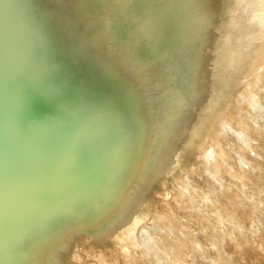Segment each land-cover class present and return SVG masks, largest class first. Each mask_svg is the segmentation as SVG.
<instances>
[{"label": "rangeland", "instance_id": "obj_1", "mask_svg": "<svg viewBox=\"0 0 264 264\" xmlns=\"http://www.w3.org/2000/svg\"><path fill=\"white\" fill-rule=\"evenodd\" d=\"M231 1L222 9L221 5L215 8L212 5L205 6L207 15L201 26L198 24L200 11L196 0H189L185 5L177 4L180 12L174 19L165 14L153 17L148 9L143 12L145 19L142 21L136 19L141 17L143 8L151 5L152 0H86L87 13L76 16H68L61 6L53 9L55 21L59 26L66 27L68 35L71 34L67 38L70 39L69 46L76 44V50L79 51L76 52V56L81 58L78 66L82 69L74 67L71 57L61 61L63 66L61 70L65 75L66 71L69 73L64 84L54 95V102L58 105H54L53 110L36 125L34 131L26 133L27 137L18 134L17 131L9 132L8 135L14 136L12 145L18 146V152L13 149L15 154L8 161V166L3 160L7 159L8 150L0 146V151L6 153L3 159L0 158V178H5L1 179L0 186L5 188L12 186L14 193L20 198L18 200L10 196L0 199V217L27 197L29 206L35 209L34 212H45L58 207L71 211L73 205L80 199H92L87 201L90 212L99 211L105 216L110 212L105 213L104 209L109 211L116 206L118 211L123 205L131 204V199L140 198L141 196L129 192L127 194L133 196L132 198L121 194L117 198L110 197L109 200L99 199L114 190L120 183V177H126L135 159L144 149H149L154 138L162 131L166 109L174 98L182 69L185 68L183 57L192 52L190 54L194 56L192 69L197 71L200 67L199 55L205 51L210 54L211 45L208 44V39L211 35L219 32L225 24L236 18L241 9L242 12H246V18L251 19L252 12L261 3V0ZM249 8L250 11H247ZM135 20L140 22L137 28ZM250 25L253 26V42L257 45V41L264 33V14L261 11L255 13ZM184 31L190 34L189 38L175 40L177 32ZM181 35L182 33L180 37ZM234 46L235 44L227 49V52H235ZM248 50L253 53L255 49L251 45ZM67 52L66 48L64 54ZM28 58L30 61L33 60V57ZM213 58L211 57L209 61ZM127 61L133 63L130 62L128 65ZM82 62L84 64L80 65ZM228 70L231 71V67H228ZM261 71L262 69H257L254 73L257 80V74ZM232 74L233 81L230 76L229 81L225 82L226 87L222 86L220 94L236 92L240 82L234 78L233 70ZM35 77L36 74L33 73V78ZM218 79L215 74L211 82L214 84ZM62 88L64 90H61ZM16 92L17 95L14 92L12 97H25L29 94V87L22 85ZM195 96L198 100L192 103L187 98L184 108L176 115L178 147L181 149L189 147L191 142L199 139L202 132L199 121L208 120L212 111L227 101L221 100L217 104L209 105L206 94L201 95L197 92ZM260 122L264 124V119ZM181 126L183 127L180 128ZM252 145L255 154L264 155L261 152L264 140L253 138ZM164 147V143L160 144L159 151ZM256 171L254 169L248 176L249 182L245 183L241 192L244 197L257 202L258 209H254L255 213L246 204L243 206L247 210L243 222L241 221L243 225L241 229L232 225L231 218H224L228 221L227 223L224 221V228L221 227L226 229L222 245L233 257L226 258L220 250L218 254L213 255L219 264H264V192L261 193L257 189ZM262 172L260 176L264 186ZM225 173L227 174L228 170ZM229 179L232 183H237V180ZM5 181L10 182V185L5 186ZM224 183L222 185H226ZM153 189V186H148L144 191L145 195L139 201L143 203L149 200L147 193L154 192ZM160 198L153 201L155 207H166L164 194ZM105 216L103 232L111 227L110 220ZM249 216L251 220L248 219ZM73 220L75 218L68 220V227ZM89 221L87 226H96V218L92 217ZM148 223L149 221L146 222ZM216 225L219 228L222 223ZM101 227L100 224L99 229ZM227 230L232 231L231 235H227ZM247 230H253L254 233L248 234ZM102 231L93 229L87 236L81 233L68 234L64 231L65 238L61 240V247L54 246L53 254L44 251L36 254L55 259L56 264H127L124 258L110 261V258L105 256L111 255L112 249L118 251L119 249L114 246L119 242L112 244L107 242V235ZM200 239H203V236ZM239 243L242 249L237 252L235 246ZM217 247L220 248L219 245ZM54 254L58 258H55ZM18 258V255H15L5 264H40L28 258L27 261L19 263ZM21 258H24V255ZM155 263L159 264L160 260L156 259ZM0 264L4 263L0 261ZM196 264H201L199 257Z\"/></svg>", "mask_w": 264, "mask_h": 264}, {"label": "bare ground", "instance_id": "obj_2", "mask_svg": "<svg viewBox=\"0 0 264 264\" xmlns=\"http://www.w3.org/2000/svg\"><path fill=\"white\" fill-rule=\"evenodd\" d=\"M188 1L152 0L151 5L143 8L141 17L136 19H145V9L153 17L165 14L174 19L180 12L177 4L185 5ZM229 1L231 0H196L200 11L199 26L206 19L205 6L212 5L215 8L221 5L222 9ZM59 6L65 9L68 16L83 15L88 10L86 0H0V146L8 150V160L4 158L6 153L1 151L0 158H4L7 166L15 154L13 149L18 152V146L12 145L14 136L8 135L9 132L17 131L27 137L26 133L34 131L36 125L53 110L57 104L54 102V95L69 73L66 71L65 75L61 70L64 58L71 57L74 67H79L78 61L81 58L76 56V44H70V47V39H67L71 34L68 35L66 27L59 26L55 21L53 9ZM138 23L140 22H137L136 28ZM189 35L186 31L177 32L175 40L189 38ZM66 48L68 52L64 54ZM191 53L183 57L185 68L182 69L174 98L166 109L162 131L154 138L149 149H144L135 159L126 177H120V183L113 187L114 190L109 195L99 197L100 200H109L110 197L117 198L122 194L132 198L133 196L128 195L129 192L142 197L148 186H153L154 192L147 193L149 200L141 203V197H135L131 199V204L123 205L125 208L122 206L118 211L116 206L109 211L104 209L105 213L110 212L105 216L99 211L90 212L87 201L92 199H80L71 211L58 207L45 212H34L35 209L29 206L28 197H25L22 203H16L11 211L0 217V261L5 264L18 255L19 263L28 258L40 264H56L55 259L36 253L44 251L53 254L54 246L61 247V240L65 238L64 231L87 236L93 229L104 230V216L111 224L110 229L102 231L107 235V242H119L117 246L112 245L118 251L112 249L111 255H105L110 261L124 258L127 264H156L158 259L159 264H196L199 257L201 264H219L213 255L220 250L226 258L233 257L222 245L226 231L222 229L224 218H231L232 225L241 229V221L247 210L243 206L246 204L250 209H258L257 202L244 197L241 192L254 169L258 172L257 189L264 192L260 176L264 170V155L255 154L252 145L253 138L264 140V124L260 122L264 119V67L257 74L258 82L254 86L249 84L251 87L246 89L244 97L228 98L225 104L212 111L208 120L199 121V126L202 127L199 139L181 149L178 147L176 115L184 108L187 98L194 103L198 100L195 93L206 94L204 85L209 76L208 67L205 66L208 54L202 52L199 55L200 67L195 71L192 69L194 56H190ZM28 57H33V60L30 61ZM130 62L127 61L126 64L133 63ZM82 64L84 62L80 65ZM33 73L36 74L35 78ZM22 85L29 87V94L25 97H12V93L17 95L16 91ZM163 143L165 147L159 151V145ZM261 152L264 154V148H261ZM227 177L237 180V183H232ZM1 179L5 180L1 177L0 181ZM224 182L226 185H222ZM4 183L5 186L10 185V182ZM163 194L166 207H155L153 201L161 199ZM10 196L20 199L12 186H0V199ZM92 217L96 218V226L89 227L87 225ZM71 218L75 220L68 227L67 222ZM248 219L252 218L249 216ZM217 223L222 225L218 228ZM252 231L246 232L254 233ZM231 232L228 231L227 235H231ZM201 236L203 239H200ZM246 245L249 246L248 243ZM235 249L237 252L242 249L240 243ZM23 255L24 258H21ZM55 258L58 256L55 255Z\"/></svg>", "mask_w": 264, "mask_h": 264}, {"label": "crops", "instance_id": "obj_3", "mask_svg": "<svg viewBox=\"0 0 264 264\" xmlns=\"http://www.w3.org/2000/svg\"><path fill=\"white\" fill-rule=\"evenodd\" d=\"M263 8L264 0H261L259 7L252 12L250 16L251 19H247L246 12H242L243 9H241L238 12L236 18L225 24L219 32H215L211 35L208 43L209 45H211V51L207 57V65L205 64L206 68L208 67L207 70L209 75L207 76L208 78L204 85L206 89V97L209 99V103L207 104L214 105L221 100H226L228 98L244 97L246 89L248 87H251V85L249 86V84H252V86H254V84L257 83L256 76L255 74L253 76V73H255L257 69L264 67V33L263 36L257 41L258 44L255 45L252 39L253 26L250 24L252 23L255 13L258 14V11H261V13L264 14ZM248 10L250 11V8L247 9V11ZM225 38H227V40H225ZM234 44V47L236 49L235 52H227V49L232 48ZM251 45L252 48L254 47L255 49L253 53H250L251 50H248V47ZM204 53L207 52L205 51ZM211 57L214 58L212 61H209ZM199 61L200 60H198V62ZM208 62L211 64H209ZM228 67H231V71L228 70ZM232 70L235 72L234 78H236V80L240 82L239 86H237V89L239 90H237L236 93L232 91L229 94H220L222 86L226 87L225 82L229 81L230 76L232 77L233 81ZM215 74L219 79L216 83L213 84L211 82V78ZM250 78L252 79L249 83L248 81ZM242 87L244 88V90Z\"/></svg>", "mask_w": 264, "mask_h": 264}]
</instances>
